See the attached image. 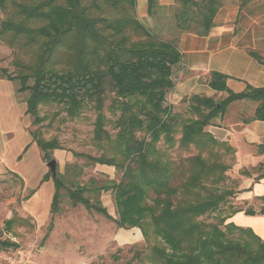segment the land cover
<instances>
[{"label":"trees","instance_id":"16d2710c","mask_svg":"<svg viewBox=\"0 0 264 264\" xmlns=\"http://www.w3.org/2000/svg\"><path fill=\"white\" fill-rule=\"evenodd\" d=\"M226 1L162 5L147 0L148 18L162 13L172 24L155 32L143 21L147 18H139L138 0H0L6 14L0 39L15 52L16 72L2 74L19 82L18 92H28L26 114L33 124L48 119L41 115L43 106H60L70 120L86 109L94 111L92 141L99 154L76 155L121 172L119 180L101 186L94 179L69 180L68 185L62 173H46L41 183L52 179L55 185L51 213L62 211L66 196L71 205L99 213L119 228L139 227L148 250L136 252L127 264H264V240L252 228L228 221L242 211L228 206L238 190L227 182L230 166L224 156L236 149L208 130L231 103L243 99L258 103L247 120L264 121V87L236 93L229 90L226 75L213 72L209 85L226 91L223 99L195 94L174 104L168 98L182 61L179 35H207ZM250 1L240 0V7ZM252 55L264 64L262 55ZM31 135L46 161L61 148L57 138L45 139L39 129ZM258 152L264 154V144ZM261 169L255 181L264 178ZM107 191L114 193L117 219L100 199ZM259 213L264 215V208ZM212 215V221L204 219ZM24 222L29 218L12 217L5 230ZM48 227L53 229V218ZM18 246L0 237L1 249Z\"/></svg>","mask_w":264,"mask_h":264},{"label":"rangeland","instance_id":"374dc122","mask_svg":"<svg viewBox=\"0 0 264 264\" xmlns=\"http://www.w3.org/2000/svg\"><path fill=\"white\" fill-rule=\"evenodd\" d=\"M140 6L141 0H138L139 18H147L143 21L150 28L152 25L153 31L158 32L161 28L172 26L171 22L166 23V14H158L153 19L148 18L146 14L141 15ZM158 12H160L159 9ZM5 18L6 14L0 9V24ZM155 26L158 27L155 28ZM14 53V50L0 39V79H6L2 70H6L11 75L16 74L13 65ZM11 83L15 101L21 106L26 103L28 92H18L20 87L18 81ZM4 89L5 87L0 84V160L5 164L0 165V168L8 167L0 170V229L2 231L0 237L16 242L19 246L9 249L0 248V264H127L136 252L141 253L148 250L144 235L141 243L119 245L113 235L119 229L114 221L94 211H89L82 205H71L69 198L65 195L62 198V211L56 215L51 213L50 219L43 225H39L28 214L26 210L29 199L26 197L32 188L38 189L42 185L41 177L51 172L48 162L52 159L57 162L56 175L58 172L62 173L68 185L69 180L88 183L94 179L96 185L101 186L109 180H119L121 172L114 166L93 164L88 159L76 155L77 153L99 154L92 141L93 123L96 116L94 111L86 109L79 118L70 120L60 106H43L40 110L41 115L46 114L48 119L39 125H34L33 119L26 112L25 116L20 108L13 107L11 91ZM58 112L60 114L56 115ZM106 112L109 115L107 108ZM22 127L26 134L39 129L42 137L57 138L61 144V148L54 150L52 159L48 161L44 160L41 150L39 151V163L42 169L37 162L36 152L32 148L27 154L19 152L21 146L31 138V135L27 136L22 132ZM108 129L111 127L108 126ZM255 152L256 150L252 154L251 163L240 157L237 151L235 154L224 156L225 162L230 166L227 171V182L238 190L236 196H233L228 204L235 209L254 208L258 211L264 208L263 198L245 193L249 185L254 187L256 176L261 172V168H264V157L261 158V162L258 161V155ZM21 154L22 160H19L18 156ZM26 155L29 161L23 167L15 166V164L22 165ZM25 177L30 187H34H27ZM47 188L45 191L48 193ZM65 193L66 191H63V194ZM100 199L103 205L118 218L114 193L112 191L102 192ZM228 206L223 207L226 215L230 213ZM213 216L215 215L204 217V219L212 221ZM12 217L29 218L30 223L17 224L11 232H8L5 230V222ZM52 218L54 227L49 231L48 226ZM239 226L254 230L251 226ZM154 242L155 239L151 238L150 244Z\"/></svg>","mask_w":264,"mask_h":264},{"label":"crops","instance_id":"0c3cea01","mask_svg":"<svg viewBox=\"0 0 264 264\" xmlns=\"http://www.w3.org/2000/svg\"><path fill=\"white\" fill-rule=\"evenodd\" d=\"M174 2L175 0H159L162 5H170ZM240 4V0H227L218 11L214 25L207 35H199L196 32L179 35L178 42L182 61L175 69L176 85L169 93L170 102L177 104L183 98L195 94L215 99L226 97L228 95L226 91H217L209 85L213 72L226 75L229 90L236 93L245 91L248 86L264 87V64L252 55V52H257L264 57V0H252L244 7H240ZM139 11L141 15H148L147 0H141ZM11 82L13 81L0 79V84L5 87L4 90L11 91L13 107L20 108L25 115L27 105L26 103L21 106L17 105ZM257 106V102L249 99L235 101L228 106L222 117L216 118L213 124L208 127V130L218 140L232 144L237 154L248 160L249 163H251L254 150L258 155V161L261 162V158L264 157V154L258 152V145L264 144V121L247 120L255 115ZM22 125L24 126V124ZM21 130L25 135H31L24 132V127ZM27 146L28 148L24 152ZM31 148L36 152V159L39 163L40 149L33 142L32 135L21 146L19 152L27 154ZM19 156L18 159L22 160V157ZM27 156L22 165L15 164L16 156L15 166L23 167L29 161ZM0 165L5 164L0 160ZM39 167L42 169L41 163H39ZM6 168L8 167H1L0 170ZM25 181L27 187H30L29 181L27 179ZM255 183L254 187L249 185L247 189H251L245 193H251V196L256 197L264 196V178ZM41 184L38 189H33L34 186L30 187L32 188L30 193H33L26 198L29 199L26 211L39 225H43L50 219L51 203L55 192L52 179ZM46 187H48V193L45 191ZM108 213L117 219L109 210ZM228 221L234 222L238 226H251L262 239L264 238V215L260 214L259 210L257 215L253 216L247 215L244 210L239 211ZM113 235L119 245L141 243L143 240V233L139 227L119 228Z\"/></svg>","mask_w":264,"mask_h":264},{"label":"water","instance_id":"95a60500","mask_svg":"<svg viewBox=\"0 0 264 264\" xmlns=\"http://www.w3.org/2000/svg\"><path fill=\"white\" fill-rule=\"evenodd\" d=\"M48 166L50 167L51 172L53 173V176H56L57 172V162L55 159H52L48 162Z\"/></svg>","mask_w":264,"mask_h":264}]
</instances>
